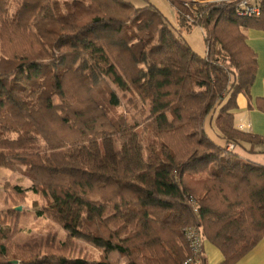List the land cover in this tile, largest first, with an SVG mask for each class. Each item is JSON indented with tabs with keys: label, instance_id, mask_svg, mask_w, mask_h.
I'll use <instances>...</instances> for the list:
<instances>
[{
	"label": "trees",
	"instance_id": "16d2710c",
	"mask_svg": "<svg viewBox=\"0 0 264 264\" xmlns=\"http://www.w3.org/2000/svg\"><path fill=\"white\" fill-rule=\"evenodd\" d=\"M168 1L175 26L150 1L0 0V168L22 171L32 185L14 191L41 194L37 216L68 230L36 252L0 221V264H184L189 227L235 264L264 236V165L241 153L264 136L234 123L258 70L245 29H264V11ZM197 26L204 55L184 37ZM124 98L136 113L118 111ZM78 238L101 258L67 254Z\"/></svg>",
	"mask_w": 264,
	"mask_h": 264
},
{
	"label": "rangeland",
	"instance_id": "374dc122",
	"mask_svg": "<svg viewBox=\"0 0 264 264\" xmlns=\"http://www.w3.org/2000/svg\"><path fill=\"white\" fill-rule=\"evenodd\" d=\"M162 3H159L161 11L172 25H177L178 20L175 8L167 0H162ZM184 37L198 54H205V36L199 26L194 27L190 32H185ZM123 103L124 106L119 107L118 111L127 109L132 114L136 113L127 104V99L124 98ZM138 118L141 119L142 117L138 115ZM230 148H233V146H230ZM14 185H20L28 189L31 187L32 181L22 171L1 167L0 221L3 225H10L15 229L16 233L12 237V242L19 246L25 244L41 246V250L37 249L35 250L36 252L46 251L44 248L46 244H51L55 247L60 246L67 239L68 230L47 215L37 216L36 211L46 204V199L41 194H35L31 190L18 194L13 189ZM18 207H21V210H18ZM70 246L71 249L67 251V254L70 256H85L89 259H100L104 251L99 244L86 242L82 238L76 239L75 243H70ZM109 257L117 259L118 255L112 252ZM120 262L123 264L124 260L121 259ZM13 263L16 262L14 261ZM18 263L19 261L16 264Z\"/></svg>",
	"mask_w": 264,
	"mask_h": 264
},
{
	"label": "crops",
	"instance_id": "0c3cea01",
	"mask_svg": "<svg viewBox=\"0 0 264 264\" xmlns=\"http://www.w3.org/2000/svg\"><path fill=\"white\" fill-rule=\"evenodd\" d=\"M125 1L131 3L136 8L147 6L149 1L158 8L160 7L159 3H162V0ZM245 33L247 35L248 45L257 54L258 70L251 87L250 97L243 92L239 93L237 96L238 107L234 110V123L240 130L264 136V112L257 108L256 103L259 97H264V29L248 28L245 29ZM209 131L214 138L219 140L214 129L209 128ZM241 153L246 158L264 165V146L259 147L257 153L254 154L245 150L241 151ZM224 259L225 257L222 250L204 237L202 261L198 264H221ZM235 264H264V236Z\"/></svg>",
	"mask_w": 264,
	"mask_h": 264
},
{
	"label": "built area",
	"instance_id": "2783aa9c",
	"mask_svg": "<svg viewBox=\"0 0 264 264\" xmlns=\"http://www.w3.org/2000/svg\"><path fill=\"white\" fill-rule=\"evenodd\" d=\"M221 1V0H218ZM235 2V11L238 17L245 19L259 18L264 11V0H227ZM199 18V17H197ZM186 238L192 255L184 264H198L202 261L203 235L193 227L186 229Z\"/></svg>",
	"mask_w": 264,
	"mask_h": 264
},
{
	"label": "water",
	"instance_id": "95a60500",
	"mask_svg": "<svg viewBox=\"0 0 264 264\" xmlns=\"http://www.w3.org/2000/svg\"><path fill=\"white\" fill-rule=\"evenodd\" d=\"M17 209H18V210H21V207H18ZM15 262L17 263V261H15Z\"/></svg>",
	"mask_w": 264,
	"mask_h": 264
}]
</instances>
